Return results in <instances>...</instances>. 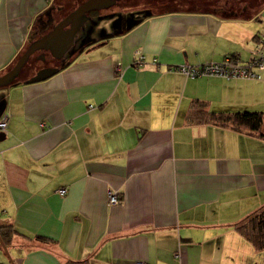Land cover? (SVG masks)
<instances>
[{
    "label": "crops",
    "instance_id": "crops-1",
    "mask_svg": "<svg viewBox=\"0 0 264 264\" xmlns=\"http://www.w3.org/2000/svg\"><path fill=\"white\" fill-rule=\"evenodd\" d=\"M84 1L0 0V74ZM133 3L114 35L50 76L4 86L0 224L15 233L0 264H264L234 227L264 205V139L186 118L200 99L262 111L264 131V68L254 78L181 69L251 58L264 0Z\"/></svg>",
    "mask_w": 264,
    "mask_h": 264
},
{
    "label": "trees",
    "instance_id": "trees-1",
    "mask_svg": "<svg viewBox=\"0 0 264 264\" xmlns=\"http://www.w3.org/2000/svg\"><path fill=\"white\" fill-rule=\"evenodd\" d=\"M231 56L233 59L236 58L234 54ZM186 118L190 123L214 122L219 125H231L237 130L246 127L251 132L264 139V131L262 130V111L247 109L213 111L207 108L206 101L193 99ZM234 227L241 235L252 242L257 249H264V205L244 216L234 224ZM14 231L15 229L10 224H0V237L4 244L10 243L11 236L15 233ZM37 239L47 240L42 236H37ZM69 263L87 264L86 260L69 261Z\"/></svg>",
    "mask_w": 264,
    "mask_h": 264
},
{
    "label": "water",
    "instance_id": "water-1",
    "mask_svg": "<svg viewBox=\"0 0 264 264\" xmlns=\"http://www.w3.org/2000/svg\"><path fill=\"white\" fill-rule=\"evenodd\" d=\"M116 0H85L69 12L62 20L57 22L50 30L40 37L29 42L22 53L18 56L14 64L0 74V85L11 83L20 73L28 57L37 50H49L56 57L61 58L73 43L74 37L87 18V12L92 9H99L112 5ZM58 70V67H43L30 78L31 81L39 80L50 76ZM5 107V100H0V116ZM4 131H0V140L4 139ZM0 244L7 250L6 245L0 237Z\"/></svg>",
    "mask_w": 264,
    "mask_h": 264
},
{
    "label": "rangeland",
    "instance_id": "rangeland-1",
    "mask_svg": "<svg viewBox=\"0 0 264 264\" xmlns=\"http://www.w3.org/2000/svg\"><path fill=\"white\" fill-rule=\"evenodd\" d=\"M133 4V0H122V2L120 0V2L110 7L89 10L87 13V18L85 19L83 25L80 26L74 37L73 43L63 54L62 58L67 59L68 57H70L71 53L74 52L75 54L78 52V50H81L83 47L85 48L86 46L88 47L89 45H93L94 43L98 42L96 41L98 37L107 36L108 34L114 35L115 31L121 28L120 21H123V18H128L129 14L131 15L133 13L132 9H125L124 7H131V5ZM41 51V49L37 50L28 57V60L22 67L20 73L15 78L16 80L18 78H21L24 74H29L27 72H34L35 74V72H37L39 68L49 67L54 64V60L52 58H48L53 56L50 51H46L45 59L42 58V54H40ZM60 61L62 62V60ZM4 86L8 85H0V100L4 99Z\"/></svg>",
    "mask_w": 264,
    "mask_h": 264
},
{
    "label": "built area",
    "instance_id": "built-area-1",
    "mask_svg": "<svg viewBox=\"0 0 264 264\" xmlns=\"http://www.w3.org/2000/svg\"><path fill=\"white\" fill-rule=\"evenodd\" d=\"M143 55L138 54L136 58L137 63H141ZM258 68H264V33L259 35L255 49L253 50V56L247 61H239L236 58L233 59L231 55H226L221 61L206 62L196 66H182L181 69L187 75H221L224 77H242V78H254L259 77ZM7 126V116H0V131H4ZM63 193L64 189L58 190ZM119 199L116 190L109 189L107 192L108 203H116ZM137 264H144L143 262H137Z\"/></svg>",
    "mask_w": 264,
    "mask_h": 264
},
{
    "label": "flooded vegetation",
    "instance_id": "flooded-vegetation-1",
    "mask_svg": "<svg viewBox=\"0 0 264 264\" xmlns=\"http://www.w3.org/2000/svg\"><path fill=\"white\" fill-rule=\"evenodd\" d=\"M65 16H66V15L62 16L60 20H62ZM60 20H59V21H60ZM59 21H58V22H59ZM46 51H47V50H42L41 53H40V54H42V58H44V59L46 58V55H45V54H46ZM73 54H74V52L71 53L70 56H72ZM50 55H51V54H50ZM51 56H52V55H51ZM48 58H52V59L54 60V64H53L52 66H49V67H59V66L64 62V60H66V58H62V57H61V59H60V58H56V57H54V56H52V57H48ZM60 60H62V62H61ZM57 63H59V64H57ZM41 68H42V67H41ZM39 69H40V68H39ZM35 73H36V72H35ZM33 74H34V72H32V75H33Z\"/></svg>",
    "mask_w": 264,
    "mask_h": 264
}]
</instances>
